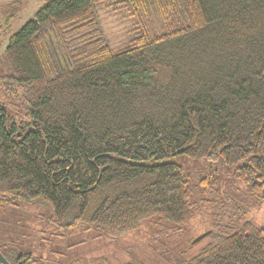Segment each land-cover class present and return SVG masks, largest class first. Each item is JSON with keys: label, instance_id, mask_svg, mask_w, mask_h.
I'll list each match as a JSON object with an SVG mask.
<instances>
[{"label": "trees", "instance_id": "trees-1", "mask_svg": "<svg viewBox=\"0 0 264 264\" xmlns=\"http://www.w3.org/2000/svg\"><path fill=\"white\" fill-rule=\"evenodd\" d=\"M20 5L2 8L0 92L12 108L0 102V205L110 237L152 219L180 231L207 207L209 242L177 264H264V227L215 180L169 160L221 163L264 202V0H48L11 34ZM97 6L134 19L116 51Z\"/></svg>", "mask_w": 264, "mask_h": 264}, {"label": "rangeland", "instance_id": "rangeland-1", "mask_svg": "<svg viewBox=\"0 0 264 264\" xmlns=\"http://www.w3.org/2000/svg\"><path fill=\"white\" fill-rule=\"evenodd\" d=\"M13 0H0V31L6 28V15L2 13L5 4ZM17 15L10 22V33L33 18V14L48 0H19ZM96 13L100 27L113 51L128 41L134 34V19L122 6H97ZM7 36L0 34V75L8 69L2 63V52ZM0 102L7 109L11 103L0 92ZM182 165L198 182L200 178L215 180L223 191L244 209L246 219L264 227V202H256L246 188L235 182L231 170L221 163L211 164L206 160L189 159L177 155L169 159ZM207 197L200 193L195 198ZM211 210L207 207L195 209L194 218L183 230L175 231L168 221L155 219L145 221L140 228L130 233L110 237L98 236L94 231L80 228L59 232L44 221L45 212L38 207L20 204L17 208L0 205V251L14 249L17 253H29L36 259H54L57 264H177L197 255L209 242L206 236L196 238L211 228Z\"/></svg>", "mask_w": 264, "mask_h": 264}, {"label": "water", "instance_id": "water-1", "mask_svg": "<svg viewBox=\"0 0 264 264\" xmlns=\"http://www.w3.org/2000/svg\"><path fill=\"white\" fill-rule=\"evenodd\" d=\"M209 234V232H206L205 234L199 236L198 238H196L195 242L200 241L201 239H203L204 237H206ZM0 264H9L5 258L2 256V254L0 253Z\"/></svg>", "mask_w": 264, "mask_h": 264}, {"label": "flooded vegetation", "instance_id": "flooded-vegetation-1", "mask_svg": "<svg viewBox=\"0 0 264 264\" xmlns=\"http://www.w3.org/2000/svg\"><path fill=\"white\" fill-rule=\"evenodd\" d=\"M4 257V256H3ZM5 258V257H4ZM6 260V259H5ZM7 261V260H6Z\"/></svg>", "mask_w": 264, "mask_h": 264}]
</instances>
